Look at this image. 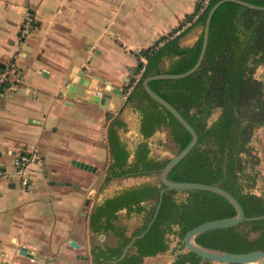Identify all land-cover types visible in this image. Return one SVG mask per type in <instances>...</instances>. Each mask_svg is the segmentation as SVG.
I'll return each mask as SVG.
<instances>
[{"label":"crops","instance_id":"obj_1","mask_svg":"<svg viewBox=\"0 0 264 264\" xmlns=\"http://www.w3.org/2000/svg\"><path fill=\"white\" fill-rule=\"evenodd\" d=\"M198 1L0 0V63L4 64L0 72L7 74L0 91V167L5 170V175L0 174V262L96 264L99 249L119 243L118 227L129 236L139 226L136 216L141 214H128L124 208L118 210L113 228L94 230L91 225V212L118 192L120 181V177L104 181L105 167L113 161L107 128L119 118L123 124L114 125L117 133L122 130L140 140L142 86L132 81L129 92L126 88L137 61L145 60L138 50L156 41L161 44L160 39ZM25 8L35 23L19 42ZM202 28L200 22L191 25L179 37V45H192ZM168 63L169 58L163 57L159 65ZM81 66L89 67L93 77L123 89L125 101L111 100L109 119L103 109L82 101L67 103L60 94L67 77ZM218 113L219 109L214 110L212 118ZM165 133L164 126H159L147 139ZM250 144L259 156L254 187L264 190V123L254 130ZM29 151L38 158L29 164L30 181L24 186L8 174L15 170L16 155ZM73 158L92 163L95 170L77 167ZM124 178L135 179L136 184L143 180L159 184L154 174ZM175 245L171 239L166 250L154 254L156 263L168 264L184 251ZM21 246L33 250L35 257L21 253ZM149 256L153 255L144 258Z\"/></svg>","mask_w":264,"mask_h":264},{"label":"trees","instance_id":"obj_2","mask_svg":"<svg viewBox=\"0 0 264 264\" xmlns=\"http://www.w3.org/2000/svg\"><path fill=\"white\" fill-rule=\"evenodd\" d=\"M215 1L208 0L202 5L199 0L193 11L160 39L163 40L161 44L156 41L153 46L144 49L145 61H137L126 88L132 84L138 72L140 76L135 85L142 86L141 81L146 75L189 69L198 57L202 32L190 46L179 45L178 39L194 23L203 25L206 13ZM246 1L264 5V0ZM174 32L176 34L170 37ZM163 57L169 58L165 67L159 65ZM263 62L264 10L226 0L211 17L208 42L200 65L180 78L149 81L150 87L172 103L197 132L196 143L169 170L168 178L217 183L238 199L246 215L264 214V195L252 191L258 175L255 165L259 162V156L250 144L254 130L264 123V82L254 75L257 66ZM131 93H128V98ZM141 93L145 99L140 106L141 139L135 143L131 160L128 159L130 150L114 127L122 125V120H112L107 128L108 150L113 160L107 180L111 176L159 174L168 158L150 155L146 141L159 126L166 127L168 139L175 144L176 152L190 140V133L171 112L154 101L143 88ZM216 109H219V113L212 118ZM162 186L161 182H145L126 187L104 198L94 208L90 215L94 230L113 228V220L122 208L128 213H140L143 218L129 236L125 235L123 228L118 227L119 243L99 249L96 264H110L131 236L146 227ZM180 191L185 193L181 199L176 197ZM234 213L232 204L216 192L203 189L165 190L151 226L135 240L134 251L127 253L116 264H140L144 256L166 250L169 246L167 233L173 231V225L177 226L175 233L183 242L184 232L194 225ZM243 225H248V228H243ZM195 240L206 246L238 252L264 249V218L205 230L198 233ZM200 259L196 253L184 250L178 252L168 264L210 263V260L200 262Z\"/></svg>","mask_w":264,"mask_h":264},{"label":"water","instance_id":"obj_3","mask_svg":"<svg viewBox=\"0 0 264 264\" xmlns=\"http://www.w3.org/2000/svg\"><path fill=\"white\" fill-rule=\"evenodd\" d=\"M226 0H217L215 1L211 7L208 9L204 23L202 28V43L200 47V51L195 63L187 70L182 72H159L152 73L146 75L142 81V88L148 93V95L157 103H159L162 107L166 108L169 112L173 114V116L182 124V126L190 133L191 137L187 144L175 152L173 155L168 157L167 161L160 169L158 178L159 182L163 184V186L159 189V200L156 204L155 210L153 212L152 217L146 224V227L139 233L131 236L128 243H126L121 251V253L115 257L110 264H116L118 260H121L127 253L134 251V243L135 240L141 237L146 230L151 226L154 221L156 214L158 212L162 194L165 190L168 189H178V190H190V189H203L216 192L223 197H225L234 207L235 213L229 216H222L217 218L208 219L202 221L193 227L186 230L183 234V243L185 245L186 250L192 251L200 256V262L203 260H210L215 263H245V264H264V249L262 248H254L247 251H231L222 248H216L211 246H206L201 243H198L195 240V236L203 232L205 230L214 229V228H224L237 225L238 223L245 220H254L264 218V214L257 215H246L244 213L243 207L238 201V199L228 190L224 189L217 183H205L200 181H176L168 178V172L172 167L180 161L193 147V145L197 141V132L194 127L184 118V116L180 113V111L168 100L162 97L159 93L154 91L150 85L149 81L156 78H180L188 75L193 72L201 63L202 58L204 56L208 35H209V27L211 17L216 10V8ZM241 5L254 8V9H262L264 10V5L252 3L246 0H229ZM138 52L140 54L144 53V49H139ZM0 66L4 68V64L0 63ZM128 79V78H127ZM97 82L99 84H97ZM9 85V83H7ZM123 89L116 83L111 82L108 79H101L98 75L91 74V70L89 67L81 66L79 68L73 69L72 73L67 77L64 82V90L60 91V94H63L66 98V102L70 103V101H82L89 105H93L99 107L104 110L105 118L109 119L112 113L109 111L111 100L117 102H124L125 97L123 96ZM71 162L77 167L87 170L94 171L95 166L87 161H83L80 159L73 158ZM59 183H63L64 181H56ZM71 241V240H70ZM74 241H71V243ZM20 252L24 253L30 257H35L34 251L25 247H20Z\"/></svg>","mask_w":264,"mask_h":264},{"label":"rangeland","instance_id":"obj_4","mask_svg":"<svg viewBox=\"0 0 264 264\" xmlns=\"http://www.w3.org/2000/svg\"><path fill=\"white\" fill-rule=\"evenodd\" d=\"M263 74H264V62L259 64L257 66V68L255 69V72H254V75L256 77H258L259 79L264 78ZM117 126H119V125H117ZM164 129H165L166 133L161 135V137L160 136H157V137L153 136L152 140L150 139V150H149V153L151 152V155L154 156V157H158L159 158V157L163 156V158H168V157H170L171 155H173L176 152V146H175V144L172 141H170L168 139V134H167L168 132H167V129H166L165 126H164ZM119 136L124 141V143L126 144V147L130 150V155H129L128 159L131 160L132 159V150H133V148L135 146V143L137 142V139H134V138L131 139L130 135L129 134H125L124 131H122V130H120ZM140 139H141V136H140ZM147 141H148V139H147ZM154 175L158 176V174H154ZM257 177H258V175H257ZM143 181L146 182L148 180H143ZM136 182L137 181L135 179H125L124 177H120L119 184H118V186H116L115 191H120L123 188L136 185ZM145 182H143V183H145ZM253 190H255V192H257L258 194L264 195V190H261L260 186L259 187H254ZM183 196H184V192H182V191L176 193V197H178L179 199H181V197H183ZM136 218H137L138 222H140V223L143 220L142 215H137ZM242 227L243 228H245V227L248 228V225H243ZM251 235H254V233H251ZM169 242H170V240H169ZM175 246H176L175 249H181L182 248L183 250H186L185 245L181 241L180 237H179V241L176 242ZM142 261L146 262L145 264H157L156 263L157 262V257L155 255L149 256L147 258H143ZM220 264H223V263H220Z\"/></svg>","mask_w":264,"mask_h":264},{"label":"built area","instance_id":"obj_5","mask_svg":"<svg viewBox=\"0 0 264 264\" xmlns=\"http://www.w3.org/2000/svg\"><path fill=\"white\" fill-rule=\"evenodd\" d=\"M201 1H202V5H205L208 0H201ZM33 27H34L33 14L28 8H25L23 10V13H22V19H21V23H20V27H19V32H18L19 42L23 41L24 37L31 31V29H33ZM11 66H13V64H11ZM139 76H140V72L135 74V80L133 82L134 84L138 80ZM6 79H7V74L5 72H0V88ZM130 88L131 87H128L127 92L130 91ZM147 142H148V145L150 148V141H147ZM37 158H38V155L35 151L18 153L15 157V160H14L15 170L13 173L8 174V175L16 177L22 185L27 186V184L30 181V174H31L30 169H29V164L36 161ZM0 174L5 175V170L2 169L1 167H0ZM183 197H185V193H184ZM183 197H181V198H183ZM172 229H173V231L168 232L167 236H168L169 240L175 239V241L177 242V241H179V236L175 233L177 226L173 225ZM0 264H10V263L0 262Z\"/></svg>","mask_w":264,"mask_h":264},{"label":"flooded vegetation","instance_id":"obj_6","mask_svg":"<svg viewBox=\"0 0 264 264\" xmlns=\"http://www.w3.org/2000/svg\"><path fill=\"white\" fill-rule=\"evenodd\" d=\"M109 166L110 165H108V166L105 167V170H104V173H105V175H104V181H106L107 180V176H109L111 174V170H110ZM112 177H118V176H111V178Z\"/></svg>","mask_w":264,"mask_h":264},{"label":"bare ground","instance_id":"obj_7","mask_svg":"<svg viewBox=\"0 0 264 264\" xmlns=\"http://www.w3.org/2000/svg\"><path fill=\"white\" fill-rule=\"evenodd\" d=\"M217 264H219V263H217Z\"/></svg>","mask_w":264,"mask_h":264}]
</instances>
